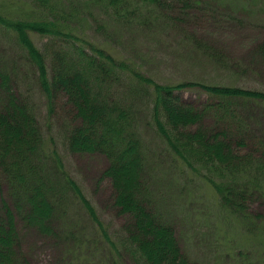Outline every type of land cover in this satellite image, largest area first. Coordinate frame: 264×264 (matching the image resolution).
<instances>
[{
  "label": "trees",
  "instance_id": "16d2710c",
  "mask_svg": "<svg viewBox=\"0 0 264 264\" xmlns=\"http://www.w3.org/2000/svg\"><path fill=\"white\" fill-rule=\"evenodd\" d=\"M140 1L161 5V0ZM31 2L42 7L38 17L26 20L0 12V31L11 36L20 58L12 52L0 69V208L8 222L0 227V264L18 262L15 253L23 237L18 224L44 237L60 236L67 261L79 255L94 264H129L130 258L132 264H196L175 235L173 207L181 202L157 205L161 184L153 188L154 171L175 170L172 180L171 173L166 176L167 183L180 182L182 188L192 181L206 184L219 214L235 217L248 231L261 227L263 235L264 226L247 206L251 197H264V142L252 141L250 128L241 125L245 111L237 102L264 101V93L199 83L164 85L131 70L128 59H118L103 44L111 46L123 37L124 22L112 21L105 27L108 35L103 28L108 15L121 19L129 0H86L85 6L73 0ZM73 13L83 18L80 25L69 21ZM89 30L105 34L102 42L93 34L91 39ZM31 35L47 44L38 47ZM20 85L27 87L24 94ZM33 85L37 96L30 93ZM195 85L212 96L210 101L194 106L174 94ZM38 96L48 111L38 108ZM55 98H63L73 113L67 125L49 118ZM76 153L106 158L104 177L112 185L113 207L127 218L117 228L102 220L68 171L65 159ZM165 157L172 159L167 170L162 169ZM193 198L188 191L186 199ZM245 250L240 247L224 257L230 264L246 263L250 252Z\"/></svg>",
  "mask_w": 264,
  "mask_h": 264
},
{
  "label": "rangeland",
  "instance_id": "374dc122",
  "mask_svg": "<svg viewBox=\"0 0 264 264\" xmlns=\"http://www.w3.org/2000/svg\"><path fill=\"white\" fill-rule=\"evenodd\" d=\"M73 2L74 5L87 4L86 0ZM143 4L146 3L129 0L127 8H124L125 13H121V19L117 20L116 17L108 15L107 25L103 28L104 33L108 35L109 30L105 27L110 26L112 21L113 24L120 22V25L124 22V25L120 26L123 29V37L111 46L106 42L103 44L118 59H128L127 64L131 70L144 73L146 77L149 76L147 78L164 85L199 83L234 86L264 93V0H161L159 8ZM0 7V12L7 13L12 18L26 20L41 15L39 12L42 9L33 5L31 0H15V3L11 0H0ZM70 8L69 5L65 7L68 13H71ZM54 12L49 11V14L53 15ZM130 12L138 13L141 17H138V14L134 17L127 15ZM67 17L73 26L80 25L83 19L76 13ZM94 18L97 19L96 16ZM88 32L93 40L95 39L91 34L98 36L101 42L105 37V34L102 37L90 30ZM10 37L8 33L0 31V69L7 62L5 56L17 52L15 58L20 60L18 51L11 46L15 44ZM31 38L38 47L48 41L38 35H31ZM32 87L33 93L29 92L37 93L35 85ZM20 88V91H23L21 94H24L27 87L20 85ZM174 94L194 106L204 105L212 97L196 85L175 90ZM55 99V112L49 115V118L67 125V121L73 118V113L63 98ZM36 103L42 112L48 111L47 102L39 96ZM237 104L244 108L245 120L241 125L250 128V136L255 137L252 141L262 138L264 142V101L238 100ZM60 134L56 135L59 137ZM149 139H153L152 135ZM234 145L229 144L231 148ZM243 146L241 152L244 153L246 145ZM255 155L257 159L261 157L258 151ZM165 159L168 162L162 169L167 170L171 168L172 159ZM65 164L103 221L113 228L125 222L127 218L119 215L113 207V190L110 180L104 177L108 165L103 155L70 154L67 155ZM180 169L179 167L177 170ZM177 170L174 173L176 180ZM174 171H154L150 180L154 189L161 184L157 205L160 206L162 202L166 207V200L171 204L181 202L180 205L174 203L172 218L182 251L196 264H230L233 262L225 259L224 255L233 254L234 250L241 247L246 249L245 252H250V259L246 263L239 261L240 264H264V257H258L264 256V234L259 230L261 227L248 231L239 227L240 222L235 220V217L226 219L224 213L219 214L212 190L200 181H192L187 188H182L180 182L167 183L166 176L171 173L172 180ZM190 180L189 177L188 182ZM188 191L194 192L192 200L186 199ZM190 207H193L192 213L188 211ZM247 207V211L256 215L264 226V197H251ZM18 225L20 236L23 237L19 240L18 253H15L18 254L17 264H94L83 259V256L79 258V255H72L70 261L65 260L63 250L66 242L60 236L44 237L45 235L36 229L25 227L26 233L20 226L23 224ZM7 226L6 211L0 208V227ZM255 253H259L258 256ZM130 259L129 264H132Z\"/></svg>",
  "mask_w": 264,
  "mask_h": 264
}]
</instances>
